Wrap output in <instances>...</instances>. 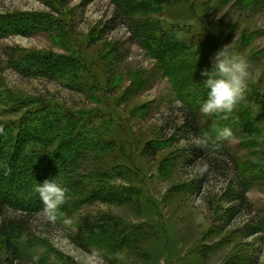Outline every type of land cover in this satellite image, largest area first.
<instances>
[{
  "label": "rangeland",
  "instance_id": "1",
  "mask_svg": "<svg viewBox=\"0 0 264 264\" xmlns=\"http://www.w3.org/2000/svg\"><path fill=\"white\" fill-rule=\"evenodd\" d=\"M128 1L137 11L111 23L113 0H0L1 18L36 15L28 36L0 39V170L18 152L25 121L37 127L48 118L52 136L37 131L41 141L29 138L24 149L40 157L35 168L19 163L22 174L12 167L5 178L16 175L10 188L32 204L41 160L60 151L55 180L67 189L54 219L43 203L4 210L2 220L22 222L26 233L19 258L3 264H32L34 255L39 264H264V233L247 230L264 215V0ZM167 36L185 49L163 65L147 46ZM227 44L249 62V88L233 113L206 116L201 73ZM178 65L188 91L172 75ZM188 101L250 176L255 213L222 220L235 174L220 154L189 161L180 109ZM225 127L230 140L218 137Z\"/></svg>",
  "mask_w": 264,
  "mask_h": 264
},
{
  "label": "trees",
  "instance_id": "2",
  "mask_svg": "<svg viewBox=\"0 0 264 264\" xmlns=\"http://www.w3.org/2000/svg\"><path fill=\"white\" fill-rule=\"evenodd\" d=\"M92 0H85L84 5H87ZM113 2L117 6V12L115 16H113L111 23H114L117 19L116 16H120L123 18L125 15H130L134 11L132 4L129 3L128 0H113ZM36 22V15L32 13H22V14H11L6 17L1 18L0 17V39L12 36V35H29V30L33 23ZM171 40V41H169ZM148 50H150L151 55L161 62L163 65H165V60L168 58L169 60H178L180 56V52L185 49V45L178 41L173 36H167L165 38H162L158 41L157 46L154 48L151 45L147 46ZM48 64L47 66H49ZM172 75L175 77H180L179 79H176V82L178 83L179 87L184 88L186 91L190 89L191 80L188 79V72L185 70V67L183 66H175L172 70ZM201 98H204L203 95H201ZM197 100V99H196ZM194 103V102H193ZM190 101L186 103V107H181V112L187 117V133L188 136L193 139V137H199L202 135H207L208 137V146L206 150L193 146L191 142V160L189 161H196L198 159H210V155L214 154H220L222 155V159L224 162L227 163L228 166L226 167H232L233 173L235 174V178L228 190L227 198L230 199V203L232 204L228 209L225 210L223 215V221L225 224H230L233 220L236 219V217L239 215L240 212H246V213H255L253 204L249 201L248 198V192L251 188V178L250 176L245 175L244 171L241 169L240 165L238 164L237 160L232 157L230 153L225 150V145L219 144L215 138L216 128L215 127H207L205 128L198 120V112L199 109L197 107V104H193ZM50 120L48 118L42 117L40 125L37 127H32V125H29V119L25 121V128H21L20 133L17 136V141H15L14 146H16V150L18 152L13 151L11 156V161L7 163V166H5L2 170H0V220H1V226H0V264H3L6 261H9L11 257H18L19 258V251L21 248V242L20 238L21 236L26 233V230L23 226L22 222H17L15 220H2L4 216V210L8 207H15L16 210L21 211H28L32 208H35V205L42 204V201L40 199L39 193L34 189L33 194H36L35 201L32 204L25 203L24 200H20V198H16V196L19 194L15 188H18V185H15V188L12 191L11 182L14 180H17L16 175L14 177H10L8 179L5 178V175L7 174L8 168L14 167V170L16 171L15 174L18 175V172L20 171V174H22L23 170L20 169V164L23 167L30 166L35 168L36 162L39 160L40 157H38V160H34L33 157L26 156L24 153L25 146L27 145V140L29 138L31 141H41L42 136L37 134L41 131L44 132L45 137L50 138L52 135L46 132L47 127L49 128ZM46 129V130H45ZM50 129V128H49ZM45 130V131H44ZM35 131V132H33ZM39 131V132H37ZM37 132V133H36ZM41 132V133H42ZM215 133V134H214ZM30 141H28L29 143ZM56 153L53 154V156ZM60 151H58L57 157L51 158L53 156H49L42 159L40 164H43L42 170L36 174L35 176V184L42 185L46 180L55 179V177L59 174L58 169L63 167L64 161L59 156ZM217 155V156H218ZM20 163V164H19ZM37 165V169L39 168V165ZM226 165V164H225ZM244 175H243V174ZM13 176V175H12ZM200 181V184L202 186V183ZM42 182V183H41ZM71 182V181H70ZM20 183V180H18L17 184ZM6 184H8L6 186ZM75 183H67L66 186H69L72 188V185ZM80 186V184H76ZM200 186V185H199ZM10 188L12 193H6L5 188ZM68 187V188H69ZM110 194V193H109ZM115 195V194H114ZM32 193L29 192V198H31ZM67 196V195H66ZM36 203V204H35ZM32 207V208H31ZM31 208V209H30ZM28 209V210H27ZM33 210V209H32ZM60 213V212H59ZM256 226L255 229H251L247 226V230H249V235L254 236L259 233H264V215L260 216L261 214H256ZM104 235L107 236V240L109 241L110 236L108 234H111L110 230L103 232ZM118 240V239H117ZM124 247L123 242H120V249ZM108 249L109 246H107Z\"/></svg>",
  "mask_w": 264,
  "mask_h": 264
},
{
  "label": "clouds",
  "instance_id": "3",
  "mask_svg": "<svg viewBox=\"0 0 264 264\" xmlns=\"http://www.w3.org/2000/svg\"><path fill=\"white\" fill-rule=\"evenodd\" d=\"M202 76L203 86L207 89V98L200 106V112L206 116L218 114H231L244 101L251 80L249 62L237 53L231 44L224 45L212 58L211 70L205 69ZM221 140H230L233 132L225 127L219 130ZM193 146L206 150L208 146L207 135L193 137ZM36 191L44 205V211L49 218L54 219L61 205L64 204L67 189L55 179L46 180L38 184ZM32 264H39V257H32Z\"/></svg>",
  "mask_w": 264,
  "mask_h": 264
}]
</instances>
